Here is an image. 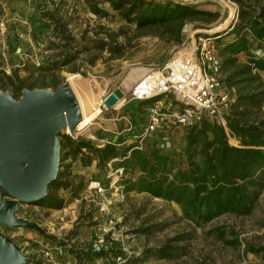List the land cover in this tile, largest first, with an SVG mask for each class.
<instances>
[{
    "label": "trees",
    "instance_id": "trees-1",
    "mask_svg": "<svg viewBox=\"0 0 264 264\" xmlns=\"http://www.w3.org/2000/svg\"><path fill=\"white\" fill-rule=\"evenodd\" d=\"M82 2L100 18L111 16L104 7L108 5L134 31L156 33L161 39L177 44L182 42L183 28L187 23L206 26L219 16L202 9L200 5L173 0ZM60 3L54 2L53 7L41 9L44 20L41 28L49 30L54 38L46 50L58 52L38 68L43 74L41 77L47 74L57 76V72L63 70L81 72L82 66L77 62L82 56L86 57L83 61L89 66H95L104 53L109 54V60L125 58L134 39L124 28L117 32L102 28V32L96 31L93 37L85 32L77 39L69 29L70 20ZM238 4L237 19L226 32L205 36L212 39L221 58L223 83L236 93L235 102L224 114L225 125L205 118L198 125L184 128V145L180 148L174 145L170 149L163 148L159 136H156L146 138L141 149L136 137L147 125L148 109L164 97L139 100L135 107L126 109V117L133 124L132 132L125 134L128 137H119L103 145H96L85 138L74 140L68 135L60 139L61 160L57 178L49 184L47 195L31 204L62 210L69 201L78 199L90 182L96 181L84 183L82 178L73 175L71 165H64L70 159L72 162L79 161L84 167L95 163L100 170H106L111 164L115 169L121 168L123 175L119 186L125 193H147L175 203L184 218L196 228H202L226 214L251 215L264 189V56L250 54L255 44L261 46L264 42V0H238ZM242 54L247 55L246 61L240 60ZM35 84L21 78L16 71L12 76L0 71V87L4 91L12 88L20 94L25 88L36 89ZM13 97L18 96L14 94ZM230 138L235 139L238 145H232ZM3 193L6 198L7 194ZM135 232L149 231L137 229ZM215 232L219 238L225 239L221 228L215 229ZM45 237L57 241L51 235ZM191 238L190 233L180 234L160 247L146 248L138 257L127 255L120 243L112 241L109 234L99 250L95 242L79 247L65 242L58 244L75 259L76 264H95L99 260L115 262L118 259L129 264H144L150 259L181 258L187 253L179 244ZM235 240L226 242L236 245L238 241ZM245 252L264 256V247L246 245Z\"/></svg>",
    "mask_w": 264,
    "mask_h": 264
},
{
    "label": "rangeland",
    "instance_id": "rangeland-1",
    "mask_svg": "<svg viewBox=\"0 0 264 264\" xmlns=\"http://www.w3.org/2000/svg\"><path fill=\"white\" fill-rule=\"evenodd\" d=\"M173 1L200 5L202 9L218 13L219 16L206 26L196 22L187 23L183 28L182 42L177 44L161 39L156 33L134 31L108 5L104 7L111 16L100 18L92 14L82 0H0V71L9 76L16 71L21 78L28 79L29 83H36V89L53 91L57 84L70 83V77L74 75L78 80L89 83L86 93L80 92L78 88L74 89V93L90 101L104 102L105 97L121 89L125 97L120 105L101 111L89 129L82 133L62 131L59 139L68 135L74 140L85 138L96 145H103L119 137H128L124 131L125 123L130 120L126 117V109L138 103V100H133V92L138 84L148 76L163 73L174 60H187L200 38L226 32L235 21L232 20L233 13L238 16L239 12L238 0ZM54 2H61L60 6L65 8L67 19L70 20L69 29L77 39L85 32L93 37L96 31L102 32V28L113 32L124 28L129 37L134 39L125 58L109 60V54L104 53L95 66H89L83 61L86 57L82 56L77 62L82 66L81 72L63 70L57 72V76L47 74L41 77L43 74L38 68L58 53L46 50L54 38L49 30L41 28L44 23L41 9L53 7ZM250 54L263 57L264 42L261 46L255 44ZM240 60L246 61L247 55H240ZM181 63L176 61L172 67L178 70ZM140 70L148 71L141 79L135 74ZM262 77L264 79V75ZM129 80L132 81L130 87L126 85ZM4 92L17 95L15 99L22 96V93H16L12 88ZM161 100L164 101V98ZM120 116L126 117V120L120 121ZM183 137L184 128H174L172 144L180 148L184 142ZM230 143L238 145L233 138H230ZM64 165H71V173L82 178L84 183L90 180L101 182L105 191L97 194L87 188L78 199L69 201L62 210L21 204L16 216L37 223L45 235L35 229L10 228L0 224V233L12 239L31 264H76L75 259L60 248L58 242L79 247L90 242L99 245L98 241L102 239L104 246L105 237L109 234L110 239L119 242L127 255L138 257L146 248L160 247L169 239L186 233H190L192 238L179 245L184 247L187 254L175 260L150 259L144 264H264L263 254L245 252L246 245L264 247V189L251 215L226 214L202 228H196L184 218L175 203L154 198L147 193H125L119 186L123 175L121 168L115 169L111 164L106 170H100L95 163L84 167L79 161L72 162L70 159ZM218 228L225 232V239L218 237L215 232ZM137 229H147L149 232L138 234L135 232ZM49 235L57 241L45 237ZM234 239L238 244L230 245L226 242ZM123 262L99 260L95 264H129Z\"/></svg>",
    "mask_w": 264,
    "mask_h": 264
},
{
    "label": "water",
    "instance_id": "water-1",
    "mask_svg": "<svg viewBox=\"0 0 264 264\" xmlns=\"http://www.w3.org/2000/svg\"><path fill=\"white\" fill-rule=\"evenodd\" d=\"M124 97L121 89L115 90L105 97L101 111L115 107ZM81 122L80 105L68 82L55 91L25 88L20 99L0 89V224L43 231L16 212L21 204L47 195L60 167L59 134L66 130L76 134ZM28 263L20 247L0 233V264Z\"/></svg>",
    "mask_w": 264,
    "mask_h": 264
},
{
    "label": "built area",
    "instance_id": "built-area-1",
    "mask_svg": "<svg viewBox=\"0 0 264 264\" xmlns=\"http://www.w3.org/2000/svg\"><path fill=\"white\" fill-rule=\"evenodd\" d=\"M199 40L187 60H174L163 73L148 76L135 88L133 100L165 98L148 109V123L142 134L136 137L139 148L142 149L146 138L159 136L161 147L170 149L174 128H191L205 118L225 125L224 114L235 102L236 93L222 81L221 58L212 39L204 37ZM176 61L182 62L178 70L172 67ZM174 104L179 108L172 109ZM132 129L133 124L128 120L125 132L130 133ZM88 189L97 194L105 191L99 181L90 182ZM103 243L102 239L98 241L99 245L95 243L98 250Z\"/></svg>",
    "mask_w": 264,
    "mask_h": 264
},
{
    "label": "bare ground",
    "instance_id": "bare-ground-1",
    "mask_svg": "<svg viewBox=\"0 0 264 264\" xmlns=\"http://www.w3.org/2000/svg\"><path fill=\"white\" fill-rule=\"evenodd\" d=\"M234 19H236V13L235 12L232 15V20H234ZM135 74L139 75V77L141 79L148 74V71H145V70L141 71L140 70V71L136 72ZM130 81L131 80H129L128 83L126 84V85H128V87H130ZM88 84L89 83H86V81L83 82V81L78 80L77 76L73 75L70 77V85H71V87H73V91L75 88H78L80 90V92L86 93L89 89ZM77 99H78V102L80 105V110H81V115H82V122L79 124V126L77 128V132H76V134H79V133H82L83 131H85L90 125H92L94 123L95 119L99 116V114L101 112V106L104 104V102L96 101V100L90 101L88 99L85 100L81 96H77ZM104 100H105V98H104ZM123 100L124 99H122L116 106L120 105L123 102ZM67 131L70 132L69 130H67Z\"/></svg>",
    "mask_w": 264,
    "mask_h": 264
},
{
    "label": "crops",
    "instance_id": "crops-1",
    "mask_svg": "<svg viewBox=\"0 0 264 264\" xmlns=\"http://www.w3.org/2000/svg\"><path fill=\"white\" fill-rule=\"evenodd\" d=\"M162 99H163V98H162ZM164 99H165V98H164ZM167 102H169V101H166V103H167ZM166 106H169V103H167ZM178 108H179V106H178L177 104H174L173 107H172V109H175V110L178 109ZM119 120H120V121H122V120H126V117H124V116H120V117H119ZM126 128H127V124L125 123V125H124V131H125ZM177 128H180V127H177ZM121 133H122V132H121ZM173 140H174V138H173ZM183 145H184V144H183Z\"/></svg>",
    "mask_w": 264,
    "mask_h": 264
}]
</instances>
